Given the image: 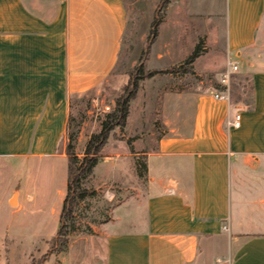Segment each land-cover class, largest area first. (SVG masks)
I'll return each instance as SVG.
<instances>
[{
    "label": "crops",
    "instance_id": "crops-1",
    "mask_svg": "<svg viewBox=\"0 0 264 264\" xmlns=\"http://www.w3.org/2000/svg\"><path fill=\"white\" fill-rule=\"evenodd\" d=\"M221 11L225 64L248 77V100L232 98L229 66L227 86L192 93L189 126L146 155L143 199L118 206L76 264H264V0ZM126 29L122 0H0V162L37 163V185L57 165L67 189L71 100L114 71Z\"/></svg>",
    "mask_w": 264,
    "mask_h": 264
},
{
    "label": "rangeland",
    "instance_id": "rangeland-1",
    "mask_svg": "<svg viewBox=\"0 0 264 264\" xmlns=\"http://www.w3.org/2000/svg\"><path fill=\"white\" fill-rule=\"evenodd\" d=\"M122 2L127 29L118 64L97 91L71 100L69 124L78 132L76 153L80 158L89 138L100 131L105 115L115 109L131 74L140 66L145 73H157L140 82L127 127L111 133L100 163L84 182L83 186L95 190L96 195L81 204L64 252L51 250L66 193L62 169L55 165L54 177H44L37 185V163L0 162V264H47L50 258L54 264H76L84 258L81 255L86 247H100L94 230L110 222L118 206L143 199L146 155L156 149L162 137L172 135L170 131L182 132L189 126L193 116L191 94L216 89L220 77L228 72L223 0H171L149 55L143 59L160 0ZM214 5L220 10L212 9ZM197 48L198 58L188 64ZM231 76L232 98L243 95L248 100V77L238 73ZM49 168L50 163L44 161L41 173L47 175ZM9 245L13 250L10 260Z\"/></svg>",
    "mask_w": 264,
    "mask_h": 264
},
{
    "label": "trees",
    "instance_id": "trees-1",
    "mask_svg": "<svg viewBox=\"0 0 264 264\" xmlns=\"http://www.w3.org/2000/svg\"><path fill=\"white\" fill-rule=\"evenodd\" d=\"M171 0H160L159 7L151 24L150 37L145 50L142 51L141 59L148 57L151 44L158 35L160 25L163 23L167 7ZM198 58V48L189 57L187 63L192 64ZM157 72H144L140 66L130 76V81L125 87L123 94L117 98L115 109L106 114L101 122L100 131L93 134L85 147L82 158L76 153L78 132L68 126L67 145L65 155L67 157V189L58 220V228L52 240V252H64L67 250L70 234L76 227L75 215L81 204L90 197L96 195L95 190L86 189L83 185L94 173L101 160V152L107 145L108 139L116 129L124 131L130 116L131 102L136 98L140 82L149 79ZM146 173V166L144 164Z\"/></svg>",
    "mask_w": 264,
    "mask_h": 264
},
{
    "label": "built area",
    "instance_id": "built-area-1",
    "mask_svg": "<svg viewBox=\"0 0 264 264\" xmlns=\"http://www.w3.org/2000/svg\"><path fill=\"white\" fill-rule=\"evenodd\" d=\"M229 67L231 68V72L232 73H235L238 71V65L234 62H230L229 63ZM229 78H230V73L227 72L225 74H223L221 77H220V81H221V85H224V86H227L228 83H229ZM228 91V89H227ZM215 98L218 99V100H228V94H225V93H216L215 94ZM106 111H109V108L106 107L105 108ZM240 115L239 114H236L235 117H234V120L232 122V126L235 127V128H238L240 126Z\"/></svg>",
    "mask_w": 264,
    "mask_h": 264
}]
</instances>
